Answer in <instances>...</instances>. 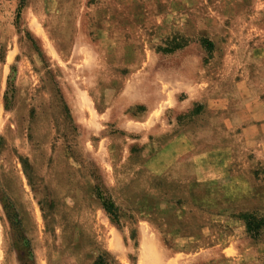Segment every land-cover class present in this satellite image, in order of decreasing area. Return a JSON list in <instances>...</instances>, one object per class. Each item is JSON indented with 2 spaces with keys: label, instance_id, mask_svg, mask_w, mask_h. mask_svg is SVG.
Listing matches in <instances>:
<instances>
[{
  "label": "rangeland",
  "instance_id": "obj_1",
  "mask_svg": "<svg viewBox=\"0 0 264 264\" xmlns=\"http://www.w3.org/2000/svg\"><path fill=\"white\" fill-rule=\"evenodd\" d=\"M243 213L264 0H0V264H264Z\"/></svg>",
  "mask_w": 264,
  "mask_h": 264
},
{
  "label": "trees",
  "instance_id": "obj_2",
  "mask_svg": "<svg viewBox=\"0 0 264 264\" xmlns=\"http://www.w3.org/2000/svg\"><path fill=\"white\" fill-rule=\"evenodd\" d=\"M202 44L209 51L214 49V44L209 40H203ZM185 46H186L185 42L175 43L169 45L167 48H164L162 51L166 53H170L175 50L181 49ZM99 198L102 202V206L106 211V213L110 215L114 219V221L115 220L118 221L119 216L115 204L103 198L100 194H99ZM238 218L245 224L246 232L252 239L257 240L262 236V234H264V215L258 216L257 214L254 213H243L240 214ZM100 261L101 258H99L95 264H99Z\"/></svg>",
  "mask_w": 264,
  "mask_h": 264
}]
</instances>
